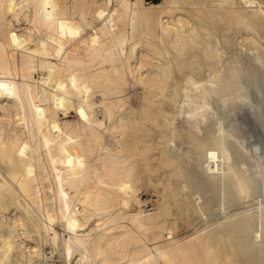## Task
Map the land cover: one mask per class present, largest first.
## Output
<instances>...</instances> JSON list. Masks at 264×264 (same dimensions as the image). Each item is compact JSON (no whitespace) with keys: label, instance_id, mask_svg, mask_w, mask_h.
Instances as JSON below:
<instances>
[{"label":"bare ground","instance_id":"1","mask_svg":"<svg viewBox=\"0 0 264 264\" xmlns=\"http://www.w3.org/2000/svg\"><path fill=\"white\" fill-rule=\"evenodd\" d=\"M0 173V264H264V0H0Z\"/></svg>","mask_w":264,"mask_h":264},{"label":"rangeland","instance_id":"2","mask_svg":"<svg viewBox=\"0 0 264 264\" xmlns=\"http://www.w3.org/2000/svg\"><path fill=\"white\" fill-rule=\"evenodd\" d=\"M146 1L147 2H153V1L154 2H159L160 0H146ZM21 16L23 17V19L31 20V16L26 12L25 8H21ZM15 25H16V31H17V30L25 27L26 26V22L23 21V20H20L19 22L15 23ZM236 42H237V46L235 48ZM236 42H234L235 44H233V47L232 46L229 47V49H228L229 51H230V48H233V49H231L230 52H233L234 51V52L238 53V49H240L238 47V46H240V42L237 41V40H236ZM248 46H243V48L245 49V47H246V49L248 50ZM247 50L246 51L244 50L243 52L246 53V54H250V51L249 50L247 51ZM227 54H229V53H227ZM132 90H134V91H130L131 101L133 103H136V101H137V94L138 93L136 92L135 89H132ZM247 108H244V110H243L244 115H243V113H242V115L239 113L240 115L238 114V116L240 117V120L243 121V123L246 124L245 127H248L247 128L248 130L249 129H253L251 131V133L253 132L252 133V137L247 141V145L249 144L248 147L250 148V147L254 146L255 144H257L259 142L258 140H260L261 137H259L260 136L259 129L258 128L255 129V127L252 128L253 127L252 120L248 117V115L250 114V112L252 110L250 111V109H247ZM69 116L70 117L68 119H71V120L78 119V115L75 112H72ZM61 117H64V116L61 115ZM107 142L109 143L110 140L107 139ZM142 177H143V180L145 179V181H146V182L145 181H142L141 186H140V188H141V191H140V194L141 195L140 196H141L142 200L144 201V203L146 204V205L145 204L143 205V208H145L148 211H153V208L156 207V205L158 204V198H159V192L158 191H159V188H154L151 185H149V186L147 185L148 184V181L146 179L147 178V174L143 173L142 174ZM1 178H2V174L0 173V179ZM142 185H143V187H142ZM218 188H219V190L221 189L220 186ZM249 199L248 200H244L241 204H238L235 207H230L227 210L221 209L220 208L221 205H220L219 208H216L215 209L216 211L217 210L218 211L217 212L214 211V215H213L212 218L209 219L208 223L209 222L210 223L212 222V224H215L216 225V223L218 224L220 221H222L225 216L232 215L235 212H238L240 214H242L243 212H244V214L252 213L253 211H255L256 207L254 205H250L253 202H252V198H249ZM137 209H138V207L134 203H132L130 205V207H129V210L130 211H137ZM195 225H196L197 228L204 227V224L199 223V222H195ZM181 226H182V228H180V230L178 229L179 231L177 232L179 234L178 236H180V237L181 236L183 237V235L186 236L188 233H191V232H193V230H195V229H193L194 226L188 227L187 224H185V223L184 224L180 223V227ZM190 228H192V229H190ZM58 256L59 255L56 253L55 254V257H54V260L56 259L55 262H54L55 264H57V263L58 264H61V262H60L61 260H60V258H58Z\"/></svg>","mask_w":264,"mask_h":264}]
</instances>
